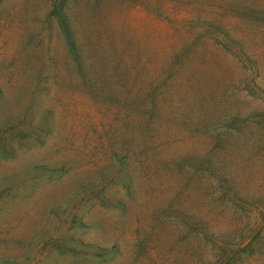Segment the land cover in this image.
Segmentation results:
<instances>
[{"label":"rangeland","instance_id":"1","mask_svg":"<svg viewBox=\"0 0 264 264\" xmlns=\"http://www.w3.org/2000/svg\"><path fill=\"white\" fill-rule=\"evenodd\" d=\"M50 3L0 0V264H264V0H191L150 140L39 49Z\"/></svg>","mask_w":264,"mask_h":264},{"label":"trees","instance_id":"2","mask_svg":"<svg viewBox=\"0 0 264 264\" xmlns=\"http://www.w3.org/2000/svg\"><path fill=\"white\" fill-rule=\"evenodd\" d=\"M50 1L45 28L37 34L39 49L48 55L55 32L63 49V65L78 80L91 104L117 105V112L122 105L129 119L147 113L149 119L142 132L146 140L152 139L151 115L159 111L163 95L161 87L152 83L179 70L174 63L166 69L160 67L159 54L170 46L166 40L173 38L180 24L194 14L191 0ZM204 14L206 11L200 10L198 18ZM53 61L52 67L42 73H58L59 60ZM115 78H123L129 86L124 101L111 87ZM147 82V93L140 95V84Z\"/></svg>","mask_w":264,"mask_h":264}]
</instances>
